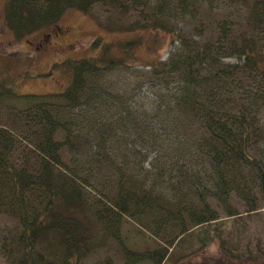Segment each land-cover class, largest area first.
I'll return each instance as SVG.
<instances>
[{"label":"trees","instance_id":"16d2710c","mask_svg":"<svg viewBox=\"0 0 264 264\" xmlns=\"http://www.w3.org/2000/svg\"><path fill=\"white\" fill-rule=\"evenodd\" d=\"M204 1H5L3 22L16 40L96 4L149 21H107L115 37L96 36L94 55L55 61L71 74L62 91L19 94L17 79L33 75L0 74V214L15 221L0 252L10 264H80L110 240L125 264H163L197 228L235 257L220 237L239 220L234 199L248 212L264 206V0H230L244 5V17H225L214 38L196 22ZM163 37L179 43L165 59ZM121 70L134 80L124 91L112 78ZM143 86L157 89L149 103L137 100ZM128 221L164 241L135 249Z\"/></svg>","mask_w":264,"mask_h":264},{"label":"rangeland","instance_id":"374dc122","mask_svg":"<svg viewBox=\"0 0 264 264\" xmlns=\"http://www.w3.org/2000/svg\"><path fill=\"white\" fill-rule=\"evenodd\" d=\"M5 1L0 0V74L4 72L22 74L28 71L33 75H29V77L20 75L17 79L14 90L19 94H40L64 90L70 83L71 74L53 69L52 64L68 57L94 55L96 50L92 47V41L96 36L101 35L107 39L115 37L113 32L106 31L107 21H117L122 25L135 23L136 27L140 28L149 22L148 16L138 10L131 12V10L128 11L129 8L126 13L122 10L123 8L96 4L87 14L69 9L62 15L57 26L47 27L21 40H16L3 22ZM201 5L196 22H203V32L210 38H214L215 26L225 17L232 16L237 20L244 17L245 8L240 2L205 0ZM181 25L183 30L193 34L194 30L191 26ZM239 26L245 28L244 21ZM46 32L48 33L47 39L42 46L38 45L37 42ZM115 35L120 38L128 36L121 32H116ZM161 40H163L162 45L167 48H165V53L160 51L161 59H165L170 52L176 50L179 43L175 41L170 45L165 37ZM138 53L144 61L147 60V54L143 49H140ZM223 60L232 63L236 61V58L229 56ZM126 72L121 70L112 76L117 88L121 91L128 89V84H132L134 81ZM141 89L139 95L141 97H138L137 100L149 103L147 100L154 98L150 91H157V89H148L146 86ZM146 96L148 98H145ZM4 114L0 108V125H5ZM258 116L260 121L264 120V107ZM234 204L239 210V220L229 219L228 227H221L220 237L226 239V246L236 249L234 250L235 257L232 258L231 253L221 247L219 240H211L209 235L197 228L190 233H185L179 241V238L176 240L175 247L169 248V251L174 254V258L180 254L179 260L174 264H264V206L260 202L256 211L248 212L246 205L238 199H234ZM213 206L219 211L221 219L225 220L224 212L216 204ZM14 226L15 221L12 218L0 214V238L2 240L10 237ZM124 229L135 243L134 248L137 250L156 246L164 241L162 236H166L165 233H161L157 238L148 233L139 234L131 221L125 224ZM171 229L168 230L171 231ZM172 233L174 234V232ZM174 258H168L163 264H173ZM0 264H10L2 252H0ZM80 264H125V262L119 245L110 240L103 248L92 253ZM137 264L153 263L144 260Z\"/></svg>","mask_w":264,"mask_h":264},{"label":"flooded vegetation","instance_id":"af4514ba","mask_svg":"<svg viewBox=\"0 0 264 264\" xmlns=\"http://www.w3.org/2000/svg\"><path fill=\"white\" fill-rule=\"evenodd\" d=\"M43 35H44V36L41 37V38L39 39V41L37 42L38 45H41V46H42L43 42L47 39V35H48V33L46 32V33H44Z\"/></svg>","mask_w":264,"mask_h":264}]
</instances>
